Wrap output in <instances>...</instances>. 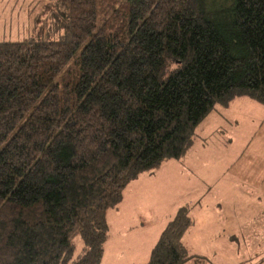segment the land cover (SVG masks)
I'll return each mask as SVG.
<instances>
[{
	"label": "trees",
	"instance_id": "16d2710c",
	"mask_svg": "<svg viewBox=\"0 0 264 264\" xmlns=\"http://www.w3.org/2000/svg\"><path fill=\"white\" fill-rule=\"evenodd\" d=\"M36 15L0 40V264H101L128 182L180 158L215 105L264 106V0H46ZM192 223L179 206L144 264H202L181 240Z\"/></svg>",
	"mask_w": 264,
	"mask_h": 264
},
{
	"label": "rangeland",
	"instance_id": "374dc122",
	"mask_svg": "<svg viewBox=\"0 0 264 264\" xmlns=\"http://www.w3.org/2000/svg\"><path fill=\"white\" fill-rule=\"evenodd\" d=\"M44 1L46 0H0V40H21L28 36L33 30V19ZM235 102H237L236 99L228 104V107L227 105H215L195 127L194 141L203 138L207 142L205 148L211 152L210 160L202 157L199 153L193 154L191 158V165L198 168L195 174V177L200 179L197 182V187L191 189L188 186L187 188L185 183L187 179L180 178L178 173H172L173 178L167 181L165 175L171 172L166 170L165 173L161 169L159 174L158 169L154 168L139 173L133 179L135 182L133 197L129 198L127 195L124 199V192L121 203H125L126 209L129 207L131 209L133 203L136 204L139 199L143 204L144 197L142 195L148 187H151L152 192L146 199L150 201L148 204L151 217L157 219L161 206L164 208L170 205L169 203L181 205L193 198L200 199L201 202L207 198H221L222 204L219 213H221L223 223L228 229V232L225 233L233 234L232 244L229 245L226 241V244L222 242L218 249L219 253L214 251L216 249L211 247L210 243L207 244L208 247H205L203 243L206 238L203 236L204 226L200 214L197 229H193L197 232H184L181 237L187 252L206 256L210 261L221 260L226 264H264V188L260 190L261 183L263 186L264 183L261 182L262 172H257L256 164L259 163H256L254 157L258 149H264V146H259V143L264 142L257 140L264 138V125L258 124L254 110L240 106ZM235 117L240 118L237 123L233 121ZM221 135L231 136L230 141L223 142L224 138ZM194 148L199 150L196 145ZM235 150H237L238 156L234 155ZM220 174L221 179L215 183L212 182L211 190L206 192L203 188V181L206 182ZM142 175L146 179L140 181L139 178ZM188 177L190 178L189 174L186 178ZM208 183L209 181L206 184ZM190 184L193 182L190 181ZM157 200L159 201L155 203L154 201ZM113 208L107 209V219H111V222L113 214H115ZM136 211L139 212L138 207ZM140 212L145 217V209ZM173 215L169 214L168 220ZM225 216L226 222H224ZM112 227L111 225L109 232H112ZM73 241L75 244L74 257L81 251L83 243L79 235H76ZM214 242L220 244V240L217 238L211 240V243ZM107 247L105 246V259H102L101 264H111L107 261ZM110 253L114 255L115 252ZM209 260H204L202 264H211Z\"/></svg>",
	"mask_w": 264,
	"mask_h": 264
},
{
	"label": "crops",
	"instance_id": "0c3cea01",
	"mask_svg": "<svg viewBox=\"0 0 264 264\" xmlns=\"http://www.w3.org/2000/svg\"><path fill=\"white\" fill-rule=\"evenodd\" d=\"M236 101V104L238 103L240 106L248 107L255 111L257 115V120L259 125H264V106L259 104L258 102L247 98L245 96L242 97H236L232 99V101ZM231 101V102H232ZM229 102L228 104H230ZM227 104V107H228ZM238 119L236 118L233 120L234 122H238ZM231 120V119H230ZM224 139L222 140L225 142L226 140L231 139V136L224 137V135H221ZM230 138V139H229ZM259 142H264V138H261V140L257 139ZM206 140L203 138L197 139L193 141L191 146L189 147V151L184 153L180 158L177 159H167L165 160V163L163 162L157 167L158 173L160 174L161 169H163L166 173V170H169L171 173L165 175L166 180L168 181L170 178H173V174L178 173V176L180 178L187 179L185 180L186 187L190 186V188L197 187V182L200 181L199 178L195 177L196 171L198 170L197 166L194 168L191 165V158L193 157V154L199 153L202 157H206L210 160L211 158V152H209L208 149L205 148ZM197 146L199 150H196L194 146ZM264 146V143H259V146ZM237 150H235L233 153L234 155L238 156L236 153ZM213 155V154H212ZM256 158V166L258 167L257 172H262V178L261 182L264 183V149H258L256 151V154L254 156ZM231 162V161H230ZM190 175V178H186ZM236 174V173H234ZM234 174H230L235 176ZM221 174L218 176H214L213 178L209 179V183L206 184L208 181H203V188L206 192L211 190L212 188V182L215 183L217 180L221 179ZM226 177V176H224ZM140 181L145 180L146 177L144 175L139 178ZM132 181V180H131ZM136 181V180H135ZM193 182V184L189 183ZM134 180L133 182L128 183L122 192V198L120 202L112 209L115 214H113L112 222L111 219H107V211L105 214L107 225H108V231H107V237L103 244V255L101 258L105 259V246L108 245V256L107 261L109 263L114 264H144L148 261L151 248L153 247L154 243L156 242L157 238L159 237L160 232L162 231L164 225L168 221V215L174 214V211L181 206V205H187L189 207V214L193 220V223L185 230V232H197V225L199 222V215L201 214V218L203 219V226H204V234L203 236L206 238L203 245L205 247H208L207 244L210 243V246L213 247L216 253H219L218 249L221 243H229V245L232 244L231 240L233 237V234L229 235L225 232H228V229H226V224L223 223L222 215L219 213V209L221 208L222 200L221 198L217 199H205V201L201 202L200 199H189V201H186L185 203L179 205L177 203H169L170 205L159 209L160 215L156 219L151 217V210L150 205L148 204L150 201H148L146 198L148 195L152 192V188L148 187L147 190L143 193L144 197V203L141 204V199L136 202V204L133 203L132 208L126 209L125 203H121L123 199V193L125 192L124 199H126L127 195L129 198L133 197V191H134ZM257 186V185H256ZM261 189L263 190L264 186L261 183ZM165 188V187H164ZM260 188V187H258ZM144 190V187H143ZM142 200V201H143ZM160 200V199H159ZM154 201L155 203L158 202ZM124 202V201H123ZM153 202V201H152ZM139 208V212L136 211V208ZM145 209V217L141 215V210ZM118 214V215H117ZM148 214V216H147ZM226 222V216L224 217ZM112 227V232H109L110 226ZM209 232V234H207ZM233 232V231H231ZM207 234V235H205ZM213 238H217L220 240V244L211 243V240ZM225 243V244H226ZM214 244V245H213ZM259 251V250H258ZM110 252H115L114 255H111ZM113 256V257H112ZM206 259V256H204ZM207 260H209L207 258ZM105 261V260H104ZM210 261V260H209ZM211 264H226L225 262L219 260V261H210ZM214 262V263H213Z\"/></svg>",
	"mask_w": 264,
	"mask_h": 264
}]
</instances>
